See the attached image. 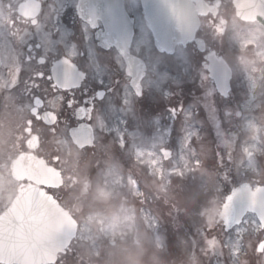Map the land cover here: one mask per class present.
<instances>
[{"label":"rangeland","instance_id":"rangeland-1","mask_svg":"<svg viewBox=\"0 0 264 264\" xmlns=\"http://www.w3.org/2000/svg\"><path fill=\"white\" fill-rule=\"evenodd\" d=\"M223 1L229 3L230 0ZM132 8L133 6L130 8V12L141 27L142 20L139 11L137 8ZM225 14L227 28L231 30V34H227V37L221 40L220 46L214 44L211 34L208 35L207 42L212 48L226 56L235 75L231 84L233 87L238 84L239 89L238 91L231 89L229 99L223 100L224 106L226 105L225 107L232 110L235 115L220 117L224 129L236 128L235 137L237 139L229 140L231 154L228 157L224 151L219 150L218 143L216 146L212 145L214 141H210V134L204 128L198 129L196 122L201 121V112L206 115L203 112L204 109L211 108L213 104L218 109H224V107L222 103L218 104L215 97L210 94L208 96L207 81L203 77L202 68H198V58L191 56L192 63L188 60L178 62L177 67L173 68L175 70L170 75L172 77L174 74V82L177 83L172 88L176 93L177 104L174 108L178 111V117L172 116L165 110L160 97L147 93V99L139 108L131 107L128 120L129 130L124 129L122 134L118 131L119 128L117 129L119 137L124 135L129 138L128 140L123 137L118 138L120 140L116 138L117 141H114L115 136L111 133V138L107 139V143L103 144V147L98 143L96 146L98 150L95 147L92 150L99 158L101 157L100 161L85 160L92 152L88 154L84 152L83 154H74L73 159L67 162L65 172L68 173V176L76 178L77 183L71 188H67L66 185L68 181L70 182L68 180L58 193L64 196L66 207L80 220L82 232L85 230L90 233L104 231L110 237L112 234L111 238H116L119 235L126 237L130 231L128 227L133 220H136L135 215L130 216V213L143 208L140 217L143 219L144 216V220H147L148 217L149 219L144 221V225H141L140 222L138 228L148 227V231H150L149 229L156 231L163 224L160 222L162 212H159L158 209L164 212L168 210L170 213L174 210V213L179 211L181 214L179 216H181L184 231L191 234L188 239H184L182 232H180L181 238H179L177 234L168 233L166 229L160 228L161 243L158 248L154 245L144 248L150 249L146 253L147 257L142 256V252L138 253V247H132L136 251H130V255L126 254L121 247H117L106 249L104 258L124 259L130 257L129 259L135 261L131 264H142L141 261L144 258H146V264H189L190 260L194 264H233L235 261L236 264H264V247L260 253L253 251L257 242L261 239L264 240V233L257 239L251 235L249 227L251 226L253 229L257 225L254 224L255 221L251 215H247L238 227L232 228L231 233L229 231L224 234V246L218 245L211 251L205 248L208 240L213 236L217 237L219 233V224L217 225L216 222L206 223V214L209 208L219 206L222 198L242 179L253 181L254 185L264 183V40L261 41L264 32L251 26L236 25L231 7H226ZM143 42L145 43V41ZM235 51L238 52L235 54L238 56L233 54ZM163 62L160 59L156 66H160ZM233 62L239 67H235ZM160 75L161 82L168 81V75H164L162 72ZM145 81L148 82V80ZM149 89L150 93L154 91ZM162 91L165 92V88H162ZM193 107L199 108L200 112L194 114L193 111L190 112ZM202 129L203 131H201ZM105 136L104 133L100 137L98 136L99 141L101 140L100 143L105 141ZM244 140L249 141L247 146L244 147V150L242 147L241 150L240 148L237 150V147H240L238 144ZM165 141H171V144L175 145L173 147L174 161L171 165V162H165V165L160 167L157 162V152L150 149H158L163 145L162 143H166ZM210 145L215 161L208 157V163H206ZM163 146H167V144ZM58 151L60 150H51V153L59 155ZM216 152L220 154L221 158L217 156ZM132 154L140 162L135 161ZM106 155H109L110 159ZM183 155L185 157L184 168L182 166ZM84 156L86 158L82 160ZM251 157H258V159L253 160ZM94 158L95 155L90 156V160ZM244 161L247 164L241 165L240 163ZM251 162L259 167L253 174H251L253 170ZM89 164H95V166L89 168ZM93 167L94 169L90 173L92 178L90 184L84 188L81 187L78 181L84 180L82 171L88 168L90 170ZM119 171H121V175ZM116 172L117 174L114 175ZM223 172H225V176L222 174ZM123 184L128 187L130 195H132L131 189L134 196L136 193L137 188L133 185L142 186L145 194L138 200L134 196L126 194V187ZM218 193L222 196L221 199ZM205 197L207 204H205ZM112 199L113 204L110 202ZM124 201L127 202L128 207ZM198 206L201 209L199 220L194 219L195 216H193ZM98 209L102 211L96 213L100 219L92 222L95 217L88 219L86 214L90 212V215H93L92 212H96ZM112 210L114 211L112 218H106V214L103 212L106 211L109 214ZM155 211H158L157 214ZM144 212L147 214L145 215ZM187 215L191 216L189 218L191 231L187 229V223L184 221ZM163 219L167 220L164 217ZM182 226H179L178 229ZM236 231L237 234H235ZM194 237L195 241L193 242ZM235 237L244 241L235 240ZM79 245L78 242L71 244L68 252L60 259L61 262L59 260L58 264H75L77 260L74 254ZM240 254L242 257L241 260H238ZM230 257H233L231 262L228 261Z\"/></svg>","mask_w":264,"mask_h":264},{"label":"flooded vegetation","instance_id":"flooded-vegetation-1","mask_svg":"<svg viewBox=\"0 0 264 264\" xmlns=\"http://www.w3.org/2000/svg\"><path fill=\"white\" fill-rule=\"evenodd\" d=\"M2 1L0 213L8 207L16 193L32 185L26 179L13 177L12 162L15 159L28 154L42 160L45 167L46 164H52L62 171L64 161L51 156L49 140L70 143L69 130L79 125H89L95 138L98 128L107 126L116 116H120L124 104L128 108L131 102H143L147 85L153 87L156 84L155 72L160 67L173 68L179 57L178 48L184 49L187 46L175 47L171 52L156 48L142 18L139 0H122L125 11L132 18L133 36L128 53L139 59L144 67L140 81L133 88L128 67L107 40L102 23L97 20L94 28H91L77 17V0ZM204 1L216 8L214 16L206 15L201 18L197 32V37L203 39L207 48V37L210 33L216 39V31L225 32L226 9L222 0ZM131 6L139 8L141 27L130 12ZM62 58L68 59L83 74V79L79 80L77 71H74L71 79L73 85L68 88L70 80L66 77V68L61 72L62 88H57L50 76L53 62ZM160 59L164 62L156 66ZM147 77L150 82H144ZM208 88L215 92L213 83L209 82ZM43 189L46 192V185ZM214 222L221 226L217 208L209 209L206 214V223ZM159 241L160 236L157 235L154 243ZM124 251L130 255V250ZM148 251H141L142 256L147 257ZM60 258L61 256L56 259L55 264ZM129 258L82 259L77 254L75 264L135 262ZM141 262L146 264V258ZM189 264L194 262L190 260Z\"/></svg>","mask_w":264,"mask_h":264},{"label":"water","instance_id":"water-1","mask_svg":"<svg viewBox=\"0 0 264 264\" xmlns=\"http://www.w3.org/2000/svg\"><path fill=\"white\" fill-rule=\"evenodd\" d=\"M144 11V18L149 25L154 38L158 41L159 47L167 50L170 39L173 37L177 43L185 44L190 42L198 27V18L195 7L202 8L201 0H141ZM194 1L197 5L192 4ZM236 16L245 21H257L264 26V0H233ZM78 14L84 20H88L87 14L93 12L108 24V28L118 30L114 34L126 33L129 31V23L123 14L121 4L115 0H81L77 7ZM203 14L205 11H199ZM91 15V13H90ZM121 33V34H122ZM128 41V35H126ZM198 49L201 50V43L196 40ZM116 47L129 63L130 59L124 55L121 43L115 42ZM210 61V77L214 79L218 90L222 93L228 90L229 69L221 60H215L208 56ZM53 171L46 168V183ZM35 179V178H34ZM36 180V179H35ZM39 194L41 197L40 208L43 212V205L46 202V263L53 261L55 253L62 251L74 234L75 223L66 211L62 210L50 195L46 196L42 191L30 189L21 194L13 203V206L5 213L0 221L11 220L15 215L30 216L32 209L29 205V197ZM253 211L262 222L264 221V188L258 187L250 191L247 186H242L227 197L222 206L221 218L226 225L237 221L244 211ZM40 212V213H41ZM43 217L35 220L33 227L24 234L21 244L12 253L0 255V261L31 260L35 259L33 253L38 247L34 243L35 229L44 227ZM36 226V227H34ZM42 233L41 231L39 232ZM39 249V248H38Z\"/></svg>","mask_w":264,"mask_h":264},{"label":"snow or ice","instance_id":"snow-or-ice-1","mask_svg":"<svg viewBox=\"0 0 264 264\" xmlns=\"http://www.w3.org/2000/svg\"><path fill=\"white\" fill-rule=\"evenodd\" d=\"M41 77H43L42 73ZM70 106L71 102H69ZM40 202L39 194L31 196L29 197V205L32 209L30 216L17 214L11 220L0 221V255L14 252L21 244L24 234L33 227L40 215Z\"/></svg>","mask_w":264,"mask_h":264}]
</instances>
